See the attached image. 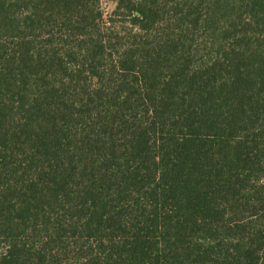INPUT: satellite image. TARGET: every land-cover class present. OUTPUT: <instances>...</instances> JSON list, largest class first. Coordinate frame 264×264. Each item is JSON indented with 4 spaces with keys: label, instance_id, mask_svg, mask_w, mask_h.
<instances>
[{
    "label": "trees",
    "instance_id": "trees-1",
    "mask_svg": "<svg viewBox=\"0 0 264 264\" xmlns=\"http://www.w3.org/2000/svg\"><path fill=\"white\" fill-rule=\"evenodd\" d=\"M0 0V264H264V0Z\"/></svg>",
    "mask_w": 264,
    "mask_h": 264
},
{
    "label": "rangeland",
    "instance_id": "rangeland-1",
    "mask_svg": "<svg viewBox=\"0 0 264 264\" xmlns=\"http://www.w3.org/2000/svg\"><path fill=\"white\" fill-rule=\"evenodd\" d=\"M115 6V0H101L100 9L103 12L105 20H107L109 14L112 12Z\"/></svg>",
    "mask_w": 264,
    "mask_h": 264
}]
</instances>
